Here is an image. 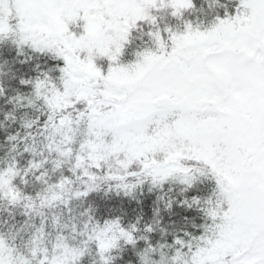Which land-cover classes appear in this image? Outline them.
Here are the masks:
<instances>
[{
    "label": "snow or ice",
    "instance_id": "snow-or-ice-1",
    "mask_svg": "<svg viewBox=\"0 0 264 264\" xmlns=\"http://www.w3.org/2000/svg\"><path fill=\"white\" fill-rule=\"evenodd\" d=\"M0 264H264V0H0Z\"/></svg>",
    "mask_w": 264,
    "mask_h": 264
},
{
    "label": "trees",
    "instance_id": "trees-1",
    "mask_svg": "<svg viewBox=\"0 0 264 264\" xmlns=\"http://www.w3.org/2000/svg\"><path fill=\"white\" fill-rule=\"evenodd\" d=\"M13 55H14V54H13ZM4 56H5V57H7V56H8V54L5 52V53H4Z\"/></svg>",
    "mask_w": 264,
    "mask_h": 264
}]
</instances>
